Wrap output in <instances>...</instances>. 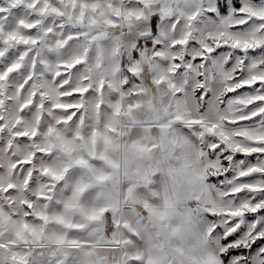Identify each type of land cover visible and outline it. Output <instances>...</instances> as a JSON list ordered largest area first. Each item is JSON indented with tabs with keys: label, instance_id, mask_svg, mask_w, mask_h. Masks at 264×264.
<instances>
[{
	"label": "snow or ice",
	"instance_id": "snow-or-ice-1",
	"mask_svg": "<svg viewBox=\"0 0 264 264\" xmlns=\"http://www.w3.org/2000/svg\"><path fill=\"white\" fill-rule=\"evenodd\" d=\"M0 264H264V0H0Z\"/></svg>",
	"mask_w": 264,
	"mask_h": 264
}]
</instances>
